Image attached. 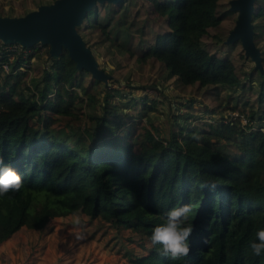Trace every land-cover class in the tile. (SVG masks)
Returning a JSON list of instances; mask_svg holds the SVG:
<instances>
[{"label": "trees", "instance_id": "obj_1", "mask_svg": "<svg viewBox=\"0 0 264 264\" xmlns=\"http://www.w3.org/2000/svg\"><path fill=\"white\" fill-rule=\"evenodd\" d=\"M55 1L27 0L34 10ZM231 1L97 2L76 28L83 39L90 37L89 48L107 44L115 56L123 53L119 58L125 63L152 73L137 87L147 94L143 101L126 102L134 111L155 109L159 100L147 90L158 91L167 71L191 94L180 103L182 109L196 108L198 95L212 99L213 105L203 107L209 120L199 117L188 124L189 113L182 124L183 115L177 114V128L166 135L136 112L133 131H127L113 101L116 94L125 98L124 92L107 84L101 99L93 94L98 82L65 48L52 57L49 45H35L27 57L10 63L11 72L0 75V167L16 169L23 187L0 197V245L22 228L44 230L79 213L86 228L110 241L117 239L111 230L119 236L131 232L142 251L125 252L131 264H264V255L257 257L250 248L264 229V0H255L252 14L262 70L240 40L227 42L237 19L223 36L221 29L237 13ZM129 37L137 42L135 49ZM34 56L45 64L36 63V76L30 78ZM121 60L118 70L125 73ZM211 89L217 93L208 94ZM224 89L233 102L231 112L246 117V125L239 116H220ZM240 90L250 96L242 104L234 95ZM85 106L99 109L88 115ZM85 118L83 129L74 124ZM256 121L259 130L252 127ZM183 205L192 206L186 222L193 227L191 252L172 260L159 254L150 236L170 210ZM121 242L132 248L131 239L114 244Z\"/></svg>", "mask_w": 264, "mask_h": 264}, {"label": "rangeland", "instance_id": "obj_2", "mask_svg": "<svg viewBox=\"0 0 264 264\" xmlns=\"http://www.w3.org/2000/svg\"><path fill=\"white\" fill-rule=\"evenodd\" d=\"M33 10L34 5L29 6L27 0H0V16L14 17L19 12L27 13ZM238 15V12L234 14L230 20H227V24L221 29L224 37L228 36L230 28L232 27L233 22L238 18ZM141 26L142 22H139L137 27ZM131 37L128 38V42L132 45V48L135 49L137 42L134 41L133 38L131 39ZM84 41H90V37L86 36ZM40 50L46 51V47H42ZM91 50L94 58L98 62L99 67L103 69L107 75L111 76L106 82L96 80L98 83L92 90L93 94H97L101 99L102 93L107 84H113L111 87L115 88L120 87L124 92L123 96L125 95V98L116 94L115 98H113V101L118 103V111L122 114L124 123L127 122L124 128L127 131H133V124L131 123L135 121L133 114H135L136 111H134L132 108L133 106L131 108L127 106L126 102L132 98H137L139 102L143 101L141 97L147 94L140 88L137 89V87H139L141 83H146L152 73L148 72L144 68H139L135 62H132L133 64L125 63V61H122L119 58V56H122L123 53L118 50V55L115 56L109 52L107 44L99 48L92 47ZM40 55H45V52ZM41 59L38 61V63L41 64L42 62L45 64V60ZM119 60H121V63L126 66L127 72L123 73L122 71L118 70L120 67H123L121 64H119ZM35 61L36 62L33 64L34 66L30 68V78L35 77L37 73L34 70L37 60ZM30 78H28V83H31ZM170 78L171 75L169 71L165 72V74L160 79L161 88L158 91L147 90L150 98L159 100L155 106V109L152 111H145L144 107H139L138 111L136 112L138 115L143 116L144 121L149 118L155 122L158 130L164 135L168 134L171 129L177 128V124L174 120L175 115L182 114L183 116L180 117L179 123L186 124L187 122L184 120V116L191 113L192 116L187 121L188 124L192 125L194 120L199 117L209 120L210 116L204 111L203 107L207 105L206 107L208 109L211 105H213L212 99L210 101L206 100L205 94L198 95L196 98L195 96L197 95L195 93L194 97L196 100L194 102V107L196 108L182 109L180 103L184 98H190L191 94L188 93L186 89H181L180 84H178V82H176L174 79ZM82 80L83 79L81 78L80 81ZM76 90L80 91L78 86H76ZM224 90L221 91V93H223V110L220 112V116L227 115L226 119H228V117L239 116L241 118L242 124L246 125L248 122L246 117L239 115L238 113L231 112V106H233V102L228 103L227 96L229 91L227 89L225 91ZM208 91V94L217 93L213 89ZM237 93L238 94L235 93L234 95H236L235 97L238 104L244 103L246 98L248 99L250 97H248L247 90H240ZM133 102L134 101H132V103ZM97 108L99 109V107L85 106V113L90 115L94 113L95 110L97 111ZM262 110L263 109H261V111ZM86 119L87 118L74 124H78L81 129H83L87 124ZM63 120L67 121L68 118L65 117ZM93 125L94 122H91L90 127ZM252 127L255 130H259L261 128L258 121H256ZM83 218L84 217L81 216L84 229L83 231H85L83 233L85 238L82 240L76 239L74 226L69 227L67 225L68 221L72 220V216L70 218H61L59 221H54L52 223L53 225L48 226L47 229L44 230H36L32 232L26 228L20 229L16 234L0 245V264H38L37 262L42 259L44 254H48V256L44 258L45 264H57L58 262V264H131L127 255H125V252L133 250L134 254H141L142 251L137 247L139 243H134L136 238L133 237V234L129 231H122L119 236L116 231L111 230V234L112 238H117L115 242L117 240L121 241L131 239L132 248L125 246L122 242L120 245H113V241H110L112 246L111 248L115 249L110 251L104 246L106 242L104 243V241H101L102 245L94 243L93 239H97L94 237V235L97 236L99 233H89V231L86 232V229H91V227L86 228V221ZM74 257H76L77 260L76 262L71 263V260H73Z\"/></svg>", "mask_w": 264, "mask_h": 264}, {"label": "water", "instance_id": "obj_3", "mask_svg": "<svg viewBox=\"0 0 264 264\" xmlns=\"http://www.w3.org/2000/svg\"><path fill=\"white\" fill-rule=\"evenodd\" d=\"M104 1L117 3L121 0H56L53 4L41 5L24 16L0 17V39L9 44L19 43L26 48L47 44L52 57H58L65 48L79 69H85L96 80L106 82L111 76L99 67L92 50L76 30L87 12L97 2ZM254 3L255 0L231 1V9L239 15L227 42L240 40L246 56L252 59L256 68L262 70L260 50L254 43Z\"/></svg>", "mask_w": 264, "mask_h": 264}, {"label": "clouds", "instance_id": "obj_4", "mask_svg": "<svg viewBox=\"0 0 264 264\" xmlns=\"http://www.w3.org/2000/svg\"><path fill=\"white\" fill-rule=\"evenodd\" d=\"M22 187L23 177L16 169L11 166L0 167V197L12 192H19ZM211 187L214 188L215 185ZM9 198L11 199V197ZM191 212V205L173 208L167 213L166 221L152 230L151 245L153 247L159 246L161 256L179 260L190 254L189 241L193 227L186 222ZM72 224L76 232V239H84L83 223L79 213H73ZM250 248L253 255L257 257L264 255V229L256 232V240L250 243Z\"/></svg>", "mask_w": 264, "mask_h": 264}, {"label": "built area", "instance_id": "obj_5", "mask_svg": "<svg viewBox=\"0 0 264 264\" xmlns=\"http://www.w3.org/2000/svg\"><path fill=\"white\" fill-rule=\"evenodd\" d=\"M37 46H41L38 44ZM32 50L29 48L23 47L19 43L9 44L5 43L0 39V75H4L5 73H10V63L14 60L18 59L20 56L27 57ZM35 56L32 57V62L35 61ZM21 69H24L23 67Z\"/></svg>", "mask_w": 264, "mask_h": 264}, {"label": "crops", "instance_id": "obj_6", "mask_svg": "<svg viewBox=\"0 0 264 264\" xmlns=\"http://www.w3.org/2000/svg\"><path fill=\"white\" fill-rule=\"evenodd\" d=\"M72 230V229H71ZM84 230V229H83ZM89 231V233H91L92 232V229H86V232H88ZM85 231H83V233H84ZM91 237H93V236H91ZM94 237H96L97 239H93V241H94V243H96V244H100V245H102V242L101 241H104V243H105V247L106 248H108L110 251H113V250H115V249H112L111 247V244H110V240L107 238V237H102L100 234H98L97 236H95L94 235ZM90 240V239H89ZM96 241V242H95ZM114 242H115V240H114ZM114 242H112L113 243V245H114ZM107 245V246H106ZM118 245H120L119 243H118ZM104 246H102V247H104ZM120 249V248H119ZM48 256V254H44V256L42 257V259L40 260V261H38L37 263L38 264H45V261H44V258H46ZM76 257H74L73 258V260H71L72 262L71 263H74V262H76ZM59 263V262H58ZM57 263V264H58Z\"/></svg>", "mask_w": 264, "mask_h": 264}]
</instances>
